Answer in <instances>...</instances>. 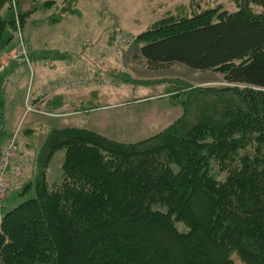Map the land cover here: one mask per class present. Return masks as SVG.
<instances>
[{
	"label": "trees",
	"instance_id": "obj_1",
	"mask_svg": "<svg viewBox=\"0 0 264 264\" xmlns=\"http://www.w3.org/2000/svg\"><path fill=\"white\" fill-rule=\"evenodd\" d=\"M235 4L164 17L131 36L150 63L223 76L215 86L169 81L180 113L158 133L121 142L77 123L46 126L20 201L0 200V264H264V0ZM34 10L0 0V92ZM27 56L66 60L56 49ZM55 100L43 113L62 105ZM35 129L20 130L25 146ZM9 137L0 130V154ZM60 150L61 176L49 182Z\"/></svg>",
	"mask_w": 264,
	"mask_h": 264
},
{
	"label": "rangeland",
	"instance_id": "obj_2",
	"mask_svg": "<svg viewBox=\"0 0 264 264\" xmlns=\"http://www.w3.org/2000/svg\"><path fill=\"white\" fill-rule=\"evenodd\" d=\"M45 1L49 0H18L23 10L35 9L18 38L24 42L27 54L31 52L36 58L48 50L64 53L65 66L77 72L74 80L81 76L91 83L87 89H82V83L78 93L73 88L62 92L54 89L52 94L60 95L64 104L50 108L51 114H46L43 111H48L50 100L57 96L49 97L48 104H40L34 92L36 81H32L34 66L39 62L27 63L21 57L19 64L13 66L11 62L7 70H13L17 77L11 79L12 73L8 74L0 92V130L10 135L2 147L13 142L17 155L30 165L9 181L2 198L9 195L6 207L20 201L17 189L33 174V157L48 127L77 123L117 141H138L158 133L179 115L180 109L168 101L169 81L179 79L204 86L224 83L219 72L195 70L180 63H150L138 54L132 37L164 17L190 15L217 5L232 10L235 0H51L52 6L44 5ZM94 33L107 35L108 39L96 45L89 64L82 67L76 54L68 49H72L71 42ZM20 38L11 52L20 50ZM55 64L53 60L48 66ZM45 90L50 92L51 88ZM34 98L39 100L35 106L31 105ZM26 127L37 128L28 142L32 147L25 146L27 140L19 135ZM63 156V150L53 155L47 171L49 182L60 178ZM33 194L31 189L26 196Z\"/></svg>",
	"mask_w": 264,
	"mask_h": 264
},
{
	"label": "crops",
	"instance_id": "obj_3",
	"mask_svg": "<svg viewBox=\"0 0 264 264\" xmlns=\"http://www.w3.org/2000/svg\"><path fill=\"white\" fill-rule=\"evenodd\" d=\"M85 36V37H84ZM83 37L78 38L77 43L71 42L72 44V49H68L71 50L73 54H76L77 58H79V65L84 67L85 64L88 65L89 64V57H91V54L93 52V50L95 51V47H97L99 44H101L102 42L107 41L106 36L104 34L101 35H96L91 34L90 36H86L84 35ZM97 45V46H96ZM62 51H64V49H60ZM88 59V60H87ZM56 62L55 65L52 66H48V64H44L42 62H37L38 65L34 66V71H33V76H32V81L34 83V81H36V86L35 88V93L38 97H40V104H43V102H45L49 97L55 96L56 100H58L59 105L60 104H64V101L62 100V97H59L60 95L57 94H52L53 90H57V91H65V90H70V89H74L75 91H77V93L80 91V84L79 86H77L78 88H74L71 84H69L72 80L75 79V76H77V72L74 69H71L68 66H65L64 62L66 60L62 59V60H54ZM52 62V61H50ZM91 67V66H90ZM51 71H53L52 73L54 74V76L51 77ZM75 74V76H74ZM14 77H17V75L15 74ZM90 81L88 79V81H84L83 82V88L82 89H87V87H89L90 85ZM51 88V91L48 92V90L46 91L45 89ZM60 88H64V89H60ZM60 89V90H59ZM54 90V91H55ZM56 91V92H57ZM63 96V95H62ZM55 100V101H56ZM137 100L133 101L136 102ZM38 101L34 104L37 105ZM29 127V126H28ZM31 128V127H30ZM9 198V195L3 200V204L6 205V199ZM12 206V205H11Z\"/></svg>",
	"mask_w": 264,
	"mask_h": 264
},
{
	"label": "built area",
	"instance_id": "obj_4",
	"mask_svg": "<svg viewBox=\"0 0 264 264\" xmlns=\"http://www.w3.org/2000/svg\"><path fill=\"white\" fill-rule=\"evenodd\" d=\"M19 51H13L11 53V58H24L26 62H29L27 52L23 44L20 45ZM0 66V70L3 69V65ZM84 80L82 78H78L75 81L76 86H79L83 83ZM29 167L28 162L24 159H20L17 155V150L15 144L10 142L3 147H1L0 154V200L3 198L6 189L9 186V181L11 178L20 175Z\"/></svg>",
	"mask_w": 264,
	"mask_h": 264
}]
</instances>
